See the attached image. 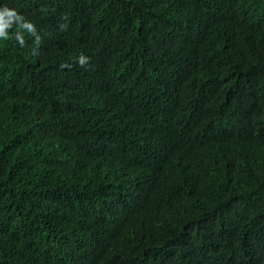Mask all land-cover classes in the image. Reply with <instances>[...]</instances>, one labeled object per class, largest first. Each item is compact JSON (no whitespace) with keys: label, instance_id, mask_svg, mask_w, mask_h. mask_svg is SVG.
I'll return each instance as SVG.
<instances>
[{"label":"trees","instance_id":"trees-1","mask_svg":"<svg viewBox=\"0 0 264 264\" xmlns=\"http://www.w3.org/2000/svg\"><path fill=\"white\" fill-rule=\"evenodd\" d=\"M3 8L0 264H264V0Z\"/></svg>","mask_w":264,"mask_h":264},{"label":"clouds","instance_id":"clouds-1","mask_svg":"<svg viewBox=\"0 0 264 264\" xmlns=\"http://www.w3.org/2000/svg\"><path fill=\"white\" fill-rule=\"evenodd\" d=\"M13 19L19 20L21 18L17 16L14 10H10L8 8L0 9V21H5L2 26H0V40H7L9 38L8 29L12 27ZM23 27L32 30L31 24H24ZM15 35L18 39L21 40V42H23L19 32H17ZM79 63L81 66L86 65L88 63V58L85 56H80Z\"/></svg>","mask_w":264,"mask_h":264}]
</instances>
